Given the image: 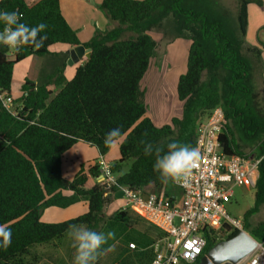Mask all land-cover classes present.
I'll use <instances>...</instances> for the list:
<instances>
[{
    "label": "trees",
    "instance_id": "obj_1",
    "mask_svg": "<svg viewBox=\"0 0 264 264\" xmlns=\"http://www.w3.org/2000/svg\"><path fill=\"white\" fill-rule=\"evenodd\" d=\"M252 4L264 6L262 0H236L233 11L222 0H103L100 8L112 27L82 44L60 0L0 1V10L16 11L21 22L47 26L40 48L21 45L12 52L0 46V228L12 234L11 245L0 248V264H40L37 249L65 239L70 225L99 231L105 207L122 186L145 192L153 187L154 193H163L175 182L163 183L153 171L155 149L167 151L172 141L195 147L199 122L217 107L226 115L223 151L260 160L255 203L243 219L245 230L264 242V219L251 221L264 213V96L256 82L257 74L264 79V45L252 48L246 42ZM153 31L190 42L187 72L177 87L183 114L163 126L148 116L142 89L158 49ZM60 45L92 49V57L76 69L72 80L65 74L69 53L52 52ZM36 56L56 57L57 65L38 80L25 79L13 112L5 99L11 97L15 68ZM116 127L121 129L116 141L124 140L120 158L112 164L118 184L112 195L98 181L99 163L88 170L82 165L69 181L66 154L84 143L107 155L116 141L105 145V134ZM141 140L153 145L151 155H145ZM128 163L129 171L122 174ZM90 177L97 182L87 188ZM80 202L87 203L86 214L61 223L43 222L46 209ZM111 220L122 230L117 264H151L155 245L165 234L129 209ZM238 232L224 227L207 235L205 254ZM131 243L137 248L132 250Z\"/></svg>",
    "mask_w": 264,
    "mask_h": 264
},
{
    "label": "built area",
    "instance_id": "obj_2",
    "mask_svg": "<svg viewBox=\"0 0 264 264\" xmlns=\"http://www.w3.org/2000/svg\"><path fill=\"white\" fill-rule=\"evenodd\" d=\"M5 104L15 111L12 97H7ZM225 123L222 107L199 122L195 148L200 158L187 183H175L180 196L120 187L119 205L123 210L134 211L165 234L155 245L156 255L151 264H195L205 255L207 235L213 236L224 227L247 232L244 219L231 216L229 207L234 203L236 187L256 188L260 160L229 156L223 151L220 140ZM99 164L98 181L111 196L113 186L118 185L112 164L103 159ZM260 244L254 253L236 264H264V242ZM130 248L134 250L137 246L131 243Z\"/></svg>",
    "mask_w": 264,
    "mask_h": 264
},
{
    "label": "rangeland",
    "instance_id": "obj_3",
    "mask_svg": "<svg viewBox=\"0 0 264 264\" xmlns=\"http://www.w3.org/2000/svg\"><path fill=\"white\" fill-rule=\"evenodd\" d=\"M224 4L235 11L236 0H222ZM264 24V20L262 21ZM262 32L264 27L262 26ZM151 35L158 41V49L156 55L152 60L151 68L147 73L144 81L142 82V89L145 92V101L148 105V116L154 117L156 121L165 124L170 123L173 118H181L183 114V104L178 99L177 87L179 79L187 72V59L190 43L185 40H174L171 37L164 36L163 33L153 31ZM65 46H57L54 49L59 51L64 49ZM53 51H56L54 50ZM14 52V48H12ZM55 57H33L28 61L22 62L15 68V77L12 86V91L15 96H19L21 93V87L23 82L27 78L38 80L42 73H51L57 65ZM86 58L82 61L85 62ZM80 66L79 62L69 64L67 62L68 69H73V74L69 75V80H72L75 76L76 69ZM71 72V73H72ZM256 82L259 92L264 96V79L260 74L256 76ZM13 100H17L13 99ZM18 104L15 103L14 108H17ZM78 156L73 162L64 163V171L66 178L72 181L79 173L81 162L90 161L93 154L91 152H84L78 150ZM120 151L118 150V153ZM250 152V150H248ZM71 156V155H70ZM115 160L111 162L114 164ZM131 163L125 165L122 174L127 173L130 169ZM94 179V178H93ZM97 182L96 179L91 181V185ZM148 192H153V187H150ZM165 192L169 195H179L180 190L175 183H169ZM154 193V192H153ZM122 199L121 193L115 194L111 203H109L104 209V219L99 231L107 233L114 231L115 239H110L106 245H104V251L102 256L98 258L97 264H117L118 246L122 245V230L116 225L111 218L123 209L119 204ZM255 203V188L247 189L236 187L235 188V201L229 207L230 215L235 218H243L245 213L254 206ZM88 212V205L86 202H80L68 208L52 207L45 210L42 220L45 223H61L79 216H82ZM264 219V213H260L252 218V223ZM263 243V242H260ZM40 254V264H73V257L75 255V249L73 247V241L69 235L62 241H56L51 244L42 246L37 249Z\"/></svg>",
    "mask_w": 264,
    "mask_h": 264
},
{
    "label": "clouds",
    "instance_id": "obj_4",
    "mask_svg": "<svg viewBox=\"0 0 264 264\" xmlns=\"http://www.w3.org/2000/svg\"><path fill=\"white\" fill-rule=\"evenodd\" d=\"M0 25H3V30H0V46L15 48L19 51L21 45H34L36 48L44 45L46 36L41 35L47 27L44 23L29 26L21 22L20 15L16 11L0 10ZM120 135L119 127L110 129L105 134V145L110 146ZM140 143L144 145L145 155H151L153 145L145 140H141ZM155 152L153 171L159 174L163 183L168 181L177 184L187 183L194 165L200 158L197 148L175 141L167 144V151L156 148ZM68 235L75 249L73 264H97L99 256L104 251V245L116 236L114 231L104 233L76 224L70 225ZM11 242V231L0 228V248L10 246Z\"/></svg>",
    "mask_w": 264,
    "mask_h": 264
},
{
    "label": "crops",
    "instance_id": "obj_5",
    "mask_svg": "<svg viewBox=\"0 0 264 264\" xmlns=\"http://www.w3.org/2000/svg\"><path fill=\"white\" fill-rule=\"evenodd\" d=\"M28 1L33 2L35 0H28ZM102 1L103 0H60L63 15L68 21V23L70 24V26L78 33V36L82 44L88 43L94 37L96 32L105 31L108 28L112 27L111 21L107 18V16L104 14V12L100 8ZM139 1H142V0H139ZM262 1L264 3V0ZM263 20H264V6L259 7L258 5L252 4L249 7V24H248L247 35H246V42L248 46L252 48L254 47L261 48L262 44L264 45V32H262L261 30L262 26L264 27V24L262 23ZM71 49L72 48L65 47L64 49L60 51L58 49H54L56 51L52 50V52L68 53V51ZM69 58H70V54H69ZM30 59H33V57ZM77 62H79L80 65L84 63L82 60H78ZM74 63H76V61H74ZM72 71L73 69L69 70L68 67L65 70V74L68 80L70 78L69 75L73 74ZM21 96H22V92L20 93L19 96H15L13 91L11 93V97L13 99H16V98L18 99ZM150 118H152L158 126L169 124V123L162 124L156 121L157 119H154V117H150ZM123 140L124 138L116 141L113 144L110 152L103 157L100 156V154L95 148L89 145H86L84 143H78L70 152L66 154L65 163L73 162L75 160V158L78 156V151H77L78 149L80 151L91 152L93 154L92 159L90 161H87L85 165H84L85 162L80 163L85 166L86 170H88L90 166L95 165L96 163H99L102 159L112 164L111 162H113L114 160L117 161L120 158V152L118 153V150L120 151V146ZM91 181H94L92 177H90L89 179L87 188H91L95 185L93 184V186H90ZM178 196H180V194Z\"/></svg>",
    "mask_w": 264,
    "mask_h": 264
},
{
    "label": "water",
    "instance_id": "obj_6",
    "mask_svg": "<svg viewBox=\"0 0 264 264\" xmlns=\"http://www.w3.org/2000/svg\"><path fill=\"white\" fill-rule=\"evenodd\" d=\"M68 53L70 54L69 64L92 57V49L84 45L74 47ZM260 245V242L249 233L239 231L235 237L218 242L200 259L198 264H236L254 253Z\"/></svg>",
    "mask_w": 264,
    "mask_h": 264
}]
</instances>
